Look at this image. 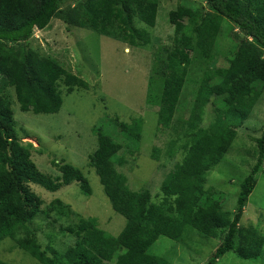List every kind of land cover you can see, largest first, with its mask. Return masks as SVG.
Returning a JSON list of instances; mask_svg holds the SVG:
<instances>
[{"label":"trees","instance_id":"trees-1","mask_svg":"<svg viewBox=\"0 0 264 264\" xmlns=\"http://www.w3.org/2000/svg\"><path fill=\"white\" fill-rule=\"evenodd\" d=\"M70 1L75 5L64 8ZM201 1L206 11L179 4L168 12L172 43L160 45L152 55L146 98L156 104V124L164 130L174 120L194 58L200 69L190 111L182 121L181 145L171 139L163 153L173 157L179 148L181 160L164 173L157 194L147 187L131 189L118 170L129 161L125 154L139 150L142 118L129 122L115 118L93 127L96 147L87 156L88 165L112 209L126 220L113 236L100 229L95 218L83 217L61 199L46 204L33 190L32 185H38L54 192L78 182L84 196L92 194L87 178L72 164L52 160L56 177L38 169L32 159L35 147L14 129L11 104L16 100L21 111L55 113L62 105V93L90 87L81 76L31 46L34 29H47L52 19H60L69 30L84 28L120 38L132 48H147L150 32L138 27L137 21L154 28L161 0H0V242L9 237L38 264H170L149 252L159 236L182 241L188 228L201 235L220 228V244L204 264H218L227 252L249 260L261 255L264 235L240 220L264 162V129L260 137L249 139L254 141L255 160L240 182L232 211L223 209L215 189L205 183L264 95V0ZM225 18L241 36L226 65L217 66V39ZM209 105L213 114L206 122ZM160 154L153 148L151 157L157 160ZM38 216L62 221L60 233L72 237L74 244L58 250L52 245V233L43 243L31 228ZM0 264L9 263L0 260Z\"/></svg>","mask_w":264,"mask_h":264},{"label":"rangeland","instance_id":"rangeland-1","mask_svg":"<svg viewBox=\"0 0 264 264\" xmlns=\"http://www.w3.org/2000/svg\"><path fill=\"white\" fill-rule=\"evenodd\" d=\"M179 4L207 10L201 0H161L154 28L137 21L138 27L147 28L150 32L151 43L147 48H132L120 38L103 36L84 28L73 27L69 30L60 19H52L47 29H34L31 46L59 61L72 74L81 76L90 87L88 90L75 89L71 93H62V105L55 113L21 111L17 101L12 100L14 129L24 142H30L35 147L32 159L38 169L56 177L58 171L52 160L72 164L87 178L92 194L84 196L78 182L63 185L54 192L38 185H32L33 190L46 204L61 199L83 217L95 218L97 226L113 236L122 231L126 220L112 209L95 171L88 165L87 156L96 147L93 127L104 126L108 120L115 118L126 122L134 117L142 118L139 150L132 156L125 154L129 161L118 170L125 174L131 189L147 187L153 195L157 194L164 173L181 160L182 151L179 148L173 157L164 156L163 153L171 139L181 145L185 132L182 121L190 111L196 81L200 76L199 61L194 58L173 122L166 130L158 127V108L155 103H148L146 98L147 81L153 52L160 45L172 43L173 27L167 17L168 12ZM74 5L75 2L70 1L65 3L64 8ZM240 36L232 23L223 19L217 39L219 52L215 65H226V58L235 52ZM212 114L209 105L204 120L209 122ZM263 129L264 95L238 129L229 152L208 173L205 187L215 189L224 210L232 211L235 208L240 182L255 160L251 150L254 141L249 139L260 137ZM153 148L161 152L157 160L151 157ZM256 177V186L248 197L240 223L264 235V162ZM61 222L38 216L31 228L45 244L47 235L52 233V245L63 250L72 246L75 240L60 233L59 229L65 225ZM212 230L211 234L201 235L188 228L182 241L159 236L149 252L165 257L170 264H204L220 244V228ZM0 260L9 264H38L26 252L16 248L9 237L0 242ZM218 264H264V246L256 260L242 259L234 252H227Z\"/></svg>","mask_w":264,"mask_h":264}]
</instances>
